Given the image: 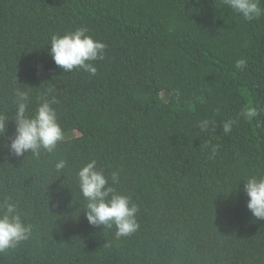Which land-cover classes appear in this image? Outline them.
Segmentation results:
<instances>
[{"label": "trees", "instance_id": "1", "mask_svg": "<svg viewBox=\"0 0 264 264\" xmlns=\"http://www.w3.org/2000/svg\"><path fill=\"white\" fill-rule=\"evenodd\" d=\"M260 7L245 21L223 0H0V111L11 117L15 87L29 91L30 111L54 96L65 136L52 153L14 157L8 121L0 198L19 201L33 234L0 264H264V219L243 191V179L264 174ZM82 26L107 45L95 76L49 55L53 34ZM248 105L259 116L225 132ZM203 119L214 131H200ZM93 159L119 172L113 187L139 206L131 236L83 213L76 173Z\"/></svg>", "mask_w": 264, "mask_h": 264}, {"label": "clouds", "instance_id": "2", "mask_svg": "<svg viewBox=\"0 0 264 264\" xmlns=\"http://www.w3.org/2000/svg\"><path fill=\"white\" fill-rule=\"evenodd\" d=\"M234 13L245 21H252L261 15V0H223ZM87 27L69 30L63 35L53 34L50 40V51L54 63L64 72L73 69H83L90 75L97 74V68L91 63L103 60L107 45L88 34ZM238 69L247 67V61L240 59L236 62ZM59 101L45 94L37 102L34 111H30L31 99L29 91L15 87L12 92L11 104L13 113L9 117L6 111H0V137L6 135L8 121L15 120L14 135L7 137L3 147L9 155L22 157L25 153L39 158L42 152L52 153L60 142L65 139L59 123L54 104ZM259 109L248 105L236 118H229L224 124V131L231 130L241 118L252 121L259 116ZM201 132L214 131V121L203 119L198 122ZM218 146L212 147L215 157ZM67 167L65 159H59L54 164L57 173H62ZM78 189L87 202L83 213L92 226L113 228L117 238L128 237L136 233L140 224L137 220L139 206L129 195L122 194L113 185L119 183V172L113 171L106 175L104 170L97 167L95 159L87 162L76 173ZM111 181V183H110ZM243 191L249 198L247 208L256 219H264V174H253L245 179ZM33 234V225L27 222L25 213L20 208L18 200L6 195L0 198V253L15 249L27 241Z\"/></svg>", "mask_w": 264, "mask_h": 264}]
</instances>
